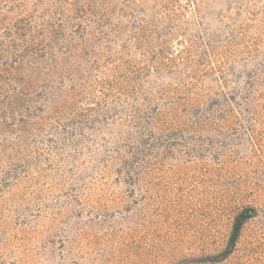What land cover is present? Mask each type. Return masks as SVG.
<instances>
[{
    "label": "rangeland",
    "instance_id": "rangeland-1",
    "mask_svg": "<svg viewBox=\"0 0 264 264\" xmlns=\"http://www.w3.org/2000/svg\"><path fill=\"white\" fill-rule=\"evenodd\" d=\"M0 264H264V0H0Z\"/></svg>",
    "mask_w": 264,
    "mask_h": 264
},
{
    "label": "trees",
    "instance_id": "trees-1",
    "mask_svg": "<svg viewBox=\"0 0 264 264\" xmlns=\"http://www.w3.org/2000/svg\"><path fill=\"white\" fill-rule=\"evenodd\" d=\"M231 96H227L224 98L225 105H227L228 107H231V108L232 107L236 108L237 106H240V105H241V107H243L247 103V101H249V97H247V96L241 97V94L235 93L234 95H231ZM237 100L240 101V104H238ZM138 112H140V110ZM148 119H149V122H147V123L144 122L143 120H141V118L137 121V124H135L136 126L133 127V129L135 130V133L130 134L131 137H132V135H135L134 137H132V139H135V141L134 140L131 141V139H130L129 142H131V143H129V145L126 148L120 149L116 153V155H117L116 159H118L119 166H121L120 170H122V173H124L126 176L124 183H126L128 185H134L136 176L131 173L132 170L128 166V162H126V161L124 162V160L122 159V153H124V154L129 153L131 156L137 150V148L134 146V144L139 143V140H141V137L139 135L143 134V132L145 130H147L148 132H151L152 128L155 127L160 122L159 120H161L162 123L168 121L166 118H163L162 116L160 117L159 114H155L152 118H148ZM201 119H206V118H199L198 121H202ZM137 139H138V141L136 142ZM254 213H255V211L253 208H246L243 211H241L234 218V221L232 223V229L230 232V236H229L227 244H226V248L221 253V255L219 256V258L216 262H220V261L225 260L233 252V250L236 246L237 240L239 238L240 231H241L244 223L248 219L252 218L254 216Z\"/></svg>",
    "mask_w": 264,
    "mask_h": 264
}]
</instances>
